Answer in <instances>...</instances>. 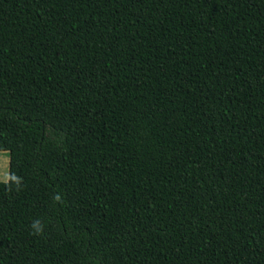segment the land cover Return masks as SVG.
Here are the masks:
<instances>
[{
  "label": "trees",
  "instance_id": "obj_1",
  "mask_svg": "<svg viewBox=\"0 0 264 264\" xmlns=\"http://www.w3.org/2000/svg\"><path fill=\"white\" fill-rule=\"evenodd\" d=\"M0 264H264V0H0Z\"/></svg>",
  "mask_w": 264,
  "mask_h": 264
},
{
  "label": "rangeland",
  "instance_id": "obj_2",
  "mask_svg": "<svg viewBox=\"0 0 264 264\" xmlns=\"http://www.w3.org/2000/svg\"><path fill=\"white\" fill-rule=\"evenodd\" d=\"M9 153L8 151H0V181H7L9 178Z\"/></svg>",
  "mask_w": 264,
  "mask_h": 264
}]
</instances>
